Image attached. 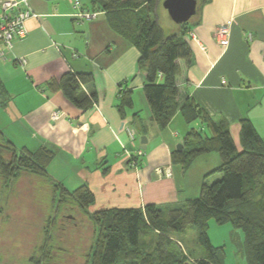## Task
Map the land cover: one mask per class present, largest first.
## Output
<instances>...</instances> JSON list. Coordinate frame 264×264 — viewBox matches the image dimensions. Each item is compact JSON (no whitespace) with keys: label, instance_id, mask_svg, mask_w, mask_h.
Returning a JSON list of instances; mask_svg holds the SVG:
<instances>
[{"label":"crops","instance_id":"1","mask_svg":"<svg viewBox=\"0 0 264 264\" xmlns=\"http://www.w3.org/2000/svg\"><path fill=\"white\" fill-rule=\"evenodd\" d=\"M85 3L82 0L83 11L92 13ZM30 4L37 17L27 22V37L16 42L6 57L1 56L4 47L0 44V79L6 89L5 102H0V130L5 138L31 152L42 148L52 151L55 158L48 167L49 175L69 191L88 185L95 196L91 211L144 209L149 204L163 206L182 201L174 170L178 168L184 178L191 176L196 161L186 172L173 166L172 140L159 139L163 133L152 121L148 103L145 108L150 115L146 119L136 108L135 94L143 92L145 81L144 73L138 70V50L111 28L105 13L99 12L90 21H79L73 16L74 0H30ZM230 24L229 43L224 46L217 42L215 33L218 27ZM189 28L185 38L193 62L186 68L180 61L179 104L193 100L214 120L226 119L235 142L240 137L241 121L249 119L264 141V0H208ZM172 31L171 28L164 33L169 37ZM70 73L94 77L77 96L84 100L82 105L68 99L61 88L62 78ZM121 84L132 90L134 103L132 109H125V117L119 109ZM55 110L62 112L57 122L50 118ZM135 115L137 128L133 124ZM175 121L186 125L187 133L203 128L200 121L187 125L178 114L167 129ZM148 124L152 128L150 133ZM171 134L183 143L176 131ZM140 136L147 138L146 150L153 148L143 154L142 160L137 153ZM154 136L159 141L155 142ZM213 170L207 166L193 178L197 192L206 174ZM38 178L22 172L9 188L13 190L20 179L25 187H32L30 201L40 205L43 199L39 194L54 208L58 193L47 185L46 179ZM41 186H47L48 192ZM63 207L76 209L78 217L91 224V248L96 235L91 221L78 207ZM59 209L49 215V222L57 217ZM76 217L68 216L71 220ZM215 225L211 224L212 231L213 227L218 229ZM227 232L238 243L239 252L232 257L231 264H248L243 233L233 227L227 228ZM209 235L212 244L220 246L214 243L210 230ZM228 259L225 257L224 264H229Z\"/></svg>","mask_w":264,"mask_h":264},{"label":"trees","instance_id":"2","mask_svg":"<svg viewBox=\"0 0 264 264\" xmlns=\"http://www.w3.org/2000/svg\"><path fill=\"white\" fill-rule=\"evenodd\" d=\"M207 1L198 0L199 9ZM158 3L159 0H88L85 5L92 12L105 13L111 28L138 50V70L145 75L143 92L157 127L167 129L178 114L187 125L201 122V130L194 128L184 136L182 151L175 149L171 153V164L183 172L202 156L219 155L221 165L206 174L199 196L163 206L149 204L144 209L91 211L95 196L88 185L69 191L49 175L48 167L55 158L52 151L42 148L31 152L19 148L1 130L0 143L5 145L0 144V177L9 187L22 172L37 175L51 183L53 191L58 193V207L71 204L86 214L96 231L86 264H224L225 246L212 244L211 221L241 231L248 264H264V141L252 121L244 119L240 123L243 150L238 151L226 119L214 120L193 100L179 104L180 61L186 68L193 62L192 50L185 38L191 22L167 37L157 21ZM93 79L92 74L70 73L62 78L60 85L68 99L82 105L84 100H78L77 96L82 86ZM119 87V109L125 117V109H132L134 105L132 90L122 84ZM5 93L0 79L2 103ZM137 119L135 115L136 128ZM215 174H222V179L207 183L208 177ZM188 230L196 232L198 247L191 255L196 256L197 263L192 262L194 259L190 261V254L178 240ZM44 233L40 255L32 258L33 264L41 261L49 264L53 258V238L48 226Z\"/></svg>","mask_w":264,"mask_h":264},{"label":"rangeland","instance_id":"3","mask_svg":"<svg viewBox=\"0 0 264 264\" xmlns=\"http://www.w3.org/2000/svg\"><path fill=\"white\" fill-rule=\"evenodd\" d=\"M88 0H84L87 2ZM165 0H159V5H157V21L162 30L167 31L172 28V33L180 30V26L175 24V22L170 18L167 10L163 7V2ZM193 17L190 22L194 20ZM95 19V18H94ZM93 20V19H92ZM136 99V108L140 110V115L142 118H147V115H150L148 108H145L147 104L144 92L135 94ZM4 101L3 96H0V102ZM4 104V103H3ZM180 117V123L181 121ZM179 121H175L172 127L167 130L158 129L159 133H163V136L159 139H171L172 146L177 149V146L180 144L175 137H172V132L176 131L179 134V140L182 141L186 133L189 131L188 127L181 126ZM152 128L148 124L147 132H152ZM201 130V128L197 129ZM155 135V134H154ZM155 138V136H154ZM142 136L138 137V143L140 146ZM234 140V139H233ZM159 141L158 138H155V142ZM235 142V141H234ZM1 144V143H0ZM238 151H242L241 139L240 137L236 139L235 142ZM5 145V144H1ZM154 146V145H153ZM153 148L149 146L148 150L138 149L137 153L141 154L139 159H144L143 154H148ZM139 154H137L139 156ZM9 154H6L8 158ZM207 156V155H206ZM206 156H202L197 159L193 171L190 173L191 176L184 178L181 173L178 171V168H175L174 177L178 182V188L180 189V194L182 200L194 199L199 196V191L197 192L196 183H194L193 178L205 167L211 166L213 169L218 168L221 165V159L218 154L214 153L211 159L207 160ZM5 157V158H6ZM51 164V163H50ZM50 166V165H49ZM194 174V176H193ZM205 179V177H204ZM218 179H222V174H215L207 179V183L212 184ZM41 180V178H38ZM20 179L14 184V188L5 186V183L0 177V264H33L32 258L39 257V249L43 246L45 238V229L47 226L51 230L53 238V248L51 247L52 259L49 261V264H85L87 257V252L89 251L90 245L93 241V228L91 224L85 221H82L78 217V211L76 209H64L60 207L58 215L52 222H49L48 217L52 213H56L58 203L55 207L50 206V202L46 200V197L40 196L42 198V203L36 204L32 199L31 188L30 186L25 187V183ZM46 185V184H45ZM48 186H52L51 183H47ZM45 192H48L47 186H41ZM12 190V191H11ZM11 199L13 202L11 203ZM48 199V195H47ZM59 200V196H58ZM77 216V219L71 220L68 216ZM52 220V219H51ZM50 220V221H51ZM82 221V222H81ZM214 221L210 222V234L213 235V241L216 245L225 246L226 257L229 258V264H231L232 257L238 254V243L233 242L230 233L227 232V228L232 227L230 225L218 226L213 231L211 229V224L213 225ZM83 223L84 225H80ZM241 232V231H239ZM178 240L181 241L185 250L190 254V261L196 262V256L192 257V252L197 249V236L194 230H188L187 233L183 236H179ZM225 243V244H224ZM80 248V249H78ZM236 251V254H235ZM191 252V253H190ZM42 260V259H41ZM40 260V261H41ZM233 260V259H232ZM43 261L40 263L42 264Z\"/></svg>","mask_w":264,"mask_h":264},{"label":"built area","instance_id":"4","mask_svg":"<svg viewBox=\"0 0 264 264\" xmlns=\"http://www.w3.org/2000/svg\"><path fill=\"white\" fill-rule=\"evenodd\" d=\"M77 20H92L98 16L96 12L83 11L82 1L74 0V15ZM37 15L33 12L30 0H3L0 11V44L4 49L1 52L2 57L7 56L14 44L28 35L27 22ZM231 33V24L218 27L215 37L218 43L228 45ZM76 56V54H75ZM21 63H23L20 60ZM62 112L55 110L51 113V121L57 122L61 119ZM171 175L170 171L166 172Z\"/></svg>","mask_w":264,"mask_h":264},{"label":"water","instance_id":"5","mask_svg":"<svg viewBox=\"0 0 264 264\" xmlns=\"http://www.w3.org/2000/svg\"><path fill=\"white\" fill-rule=\"evenodd\" d=\"M163 7L167 10L170 18L178 25L189 24L199 11L198 0H165ZM147 138L142 137L140 149L146 150ZM183 145L177 146L178 151H182ZM190 264V263H188Z\"/></svg>","mask_w":264,"mask_h":264}]
</instances>
